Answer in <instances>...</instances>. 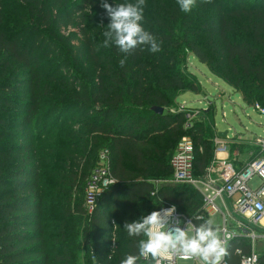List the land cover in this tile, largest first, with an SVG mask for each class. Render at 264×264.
I'll return each mask as SVG.
<instances>
[{"label":"trees","instance_id":"16d2710c","mask_svg":"<svg viewBox=\"0 0 264 264\" xmlns=\"http://www.w3.org/2000/svg\"><path fill=\"white\" fill-rule=\"evenodd\" d=\"M102 2L0 0V264H120L139 256L142 238L125 222L168 205L197 227L209 220L202 194L171 181L183 136L195 177L215 156L213 111L188 129L186 111H171L180 94L202 92L190 57L248 106L264 105V0H196L188 13L177 0H145L142 26L162 51L137 48L123 68L115 45L100 46L110 22ZM104 150L118 182L87 216V179ZM238 248L249 254L251 240L229 241V264L240 263ZM258 252L264 264L263 241Z\"/></svg>","mask_w":264,"mask_h":264},{"label":"built area","instance_id":"2783aa9c","mask_svg":"<svg viewBox=\"0 0 264 264\" xmlns=\"http://www.w3.org/2000/svg\"><path fill=\"white\" fill-rule=\"evenodd\" d=\"M260 114L264 115V105L255 103L252 106ZM180 111H186L189 119L185 128H191L193 118L197 111L185 106ZM217 150L225 149V145L216 140ZM255 151L245 162H236V159H217L214 165L207 168L204 177L197 178L194 174L195 148L193 139L185 135L179 141L170 164L173 171L171 181L179 184L195 186L203 196V210L210 215L218 213L221 223V238L229 241L235 237H246L251 240V252L244 254L241 248L236 253L241 256L239 264H261L258 242L264 243V137L254 139ZM236 163H242L239 167ZM258 177L260 182L252 185L251 180ZM118 180L112 175L107 152L104 150L99 155V163L87 179L84 207L91 214L105 191ZM221 200L222 207L217 203ZM168 205L163 208H168ZM176 207V217L181 219L180 227H186L187 223L196 226L193 218L180 212ZM175 224V217L171 221ZM230 237V239H227ZM115 245V238L112 240ZM145 259V258H144ZM146 260H151L147 258ZM181 259L178 255L170 256L162 261V264H178ZM194 264H202L199 258L193 259ZM221 264H229L225 257Z\"/></svg>","mask_w":264,"mask_h":264},{"label":"clouds","instance_id":"9594fccd","mask_svg":"<svg viewBox=\"0 0 264 264\" xmlns=\"http://www.w3.org/2000/svg\"><path fill=\"white\" fill-rule=\"evenodd\" d=\"M210 3L211 0H203ZM179 9L188 13L196 5V0H177ZM101 7L109 18L107 30L103 32L101 47L110 48L115 45L123 54L120 66L126 65L128 55L140 48L155 54L162 51V42L145 30V0L115 4L103 0ZM175 205L154 210L142 215L132 222H125L124 229L130 237H142L139 240V256L127 255L120 264H137L140 257L151 258L152 264H162L170 256L178 255L184 260L199 258L202 264H221L228 254L226 240L221 238L220 230L214 228L213 221L207 220L198 227L190 222L180 227L181 219L176 217ZM175 217V224L171 221ZM115 224V222H114ZM230 239V237H227Z\"/></svg>","mask_w":264,"mask_h":264},{"label":"rangeland","instance_id":"374dc122","mask_svg":"<svg viewBox=\"0 0 264 264\" xmlns=\"http://www.w3.org/2000/svg\"><path fill=\"white\" fill-rule=\"evenodd\" d=\"M132 2L134 3L135 0H132ZM63 32L68 34L78 32V29L71 28L69 30H63ZM188 69L197 76L202 86V92L201 94L192 91L184 92L178 96L177 103L182 104L186 102L190 108L198 110H206L210 104H213L216 127L220 132L228 131L231 128V136L238 132L249 138L255 136L264 137V115L260 114L252 106H246L238 93L233 91L224 81L214 76L206 65L200 63L194 57H190ZM220 89L227 92V97L223 101L217 100ZM175 109L177 108L175 107ZM224 112L226 113L225 116L223 115ZM214 161H217L215 156L210 166L214 165ZM259 182L258 177H254L251 180L252 185H257ZM193 187L197 189L195 186ZM217 203L220 206L222 205L220 200ZM86 215L88 216V213ZM211 220L213 224L217 225L221 217L220 215L213 216ZM178 264H194V261L179 260Z\"/></svg>","mask_w":264,"mask_h":264},{"label":"crops","instance_id":"0c3cea01","mask_svg":"<svg viewBox=\"0 0 264 264\" xmlns=\"http://www.w3.org/2000/svg\"><path fill=\"white\" fill-rule=\"evenodd\" d=\"M210 71V70H209ZM211 72V71H210ZM212 73V72H211ZM213 74V73H212ZM214 75V74H213ZM216 76V75H214ZM197 77V76H196ZM217 77V76H216ZM219 78V77H217ZM220 79V78H219ZM222 80V79H220ZM223 81V80H222ZM200 82V81H199ZM226 83V82H225ZM201 84V83H200ZM227 84V83H226ZM233 91H235L229 84H227ZM237 93V92H236ZM201 94V93H200ZM241 97V100L244 102V99L242 97V95L240 93H238ZM227 97V92L223 91L222 89H220V93L218 94L217 96V100L218 101H223L224 99H226ZM229 97V96H228ZM244 104L246 106H248L245 102ZM182 106H185V107H189L188 104L185 102V103H182V104H179L177 103L176 104V108L179 110L180 107ZM190 108V107H189ZM192 110V108H190ZM209 109H211L214 113V126H213V129H214V138H213V144H214V152H215V158L216 159H236L235 161L236 162H245L247 161L251 155L254 153L255 151V146H254V143H253V140L257 137H262V136H255L253 138H249L247 137L246 135L242 134V133H235L234 135H230V131H231V128H229L228 131H225L227 134L226 136H221L219 135V133H225V132H220L218 130V128L216 127V121H215V110H214V107H213V104H210L208 109L206 110H198V109H193L195 111H197V114H203V111L204 112H207ZM172 112L175 111V108L174 109H171ZM225 112L223 113V115L225 116ZM219 140L221 143H223L225 145V149H221L220 151L217 150V143H216V140ZM236 143L238 145H241L242 147H238V148H235L233 149L232 148V145ZM245 156V157H244ZM246 158V159H245ZM206 173V172H205ZM204 177V176H203ZM202 178V177H200ZM221 202V200H220ZM222 204V202H221ZM222 207V205H221ZM219 214L217 213H212L210 215H208L209 219H211V217L213 216H218ZM221 217V216H220ZM263 222V220H262ZM221 223V220H219V223L217 225L213 224L214 225V228H218V226L220 225Z\"/></svg>","mask_w":264,"mask_h":264},{"label":"water","instance_id":"95a60500","mask_svg":"<svg viewBox=\"0 0 264 264\" xmlns=\"http://www.w3.org/2000/svg\"><path fill=\"white\" fill-rule=\"evenodd\" d=\"M153 110L158 113V114H163L164 113V108L163 107H153ZM226 132L225 133H219V135L221 136H226Z\"/></svg>","mask_w":264,"mask_h":264},{"label":"bare ground","instance_id":"6f19581e","mask_svg":"<svg viewBox=\"0 0 264 264\" xmlns=\"http://www.w3.org/2000/svg\"><path fill=\"white\" fill-rule=\"evenodd\" d=\"M263 223H264V219H263Z\"/></svg>","mask_w":264,"mask_h":264}]
</instances>
